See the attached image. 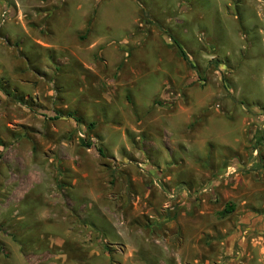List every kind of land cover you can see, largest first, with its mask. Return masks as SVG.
<instances>
[{
	"label": "rangeland",
	"instance_id": "rangeland-1",
	"mask_svg": "<svg viewBox=\"0 0 264 264\" xmlns=\"http://www.w3.org/2000/svg\"><path fill=\"white\" fill-rule=\"evenodd\" d=\"M263 173L264 0H0V264H264Z\"/></svg>",
	"mask_w": 264,
	"mask_h": 264
},
{
	"label": "crops",
	"instance_id": "crops-1",
	"mask_svg": "<svg viewBox=\"0 0 264 264\" xmlns=\"http://www.w3.org/2000/svg\"><path fill=\"white\" fill-rule=\"evenodd\" d=\"M230 169H234V168L229 167L228 171ZM229 175H233V174H230V172H227L226 176H229ZM263 176H264V173H263ZM234 177L238 178L239 176L235 175ZM241 185H240V181H239V182L235 183V186L233 188L237 189L239 186L240 187L243 186V185L242 186ZM244 197H245V195H243V194H239L238 196L234 197V199H236L238 201V206L236 207V209H234V211L231 213V215H229L225 218V222H226L225 225H222L216 219H214V220H212L213 222H211L210 224H208V226H206L207 233L211 232V233H214L216 236L218 235L221 238H223L222 243H224V245L226 247L225 248L226 256H232L235 248H237V247L244 246V250L242 251V252H244L245 248L247 246V243H251L253 246L252 248H254L255 250L256 249L259 250V252L261 254L264 253V233L259 231V233H261V234L258 233L256 235H254L252 240L250 241V239H248V238L246 239L245 232H242V230H241L243 227V224H244V219L242 218L243 220L233 221V220H235V216L240 217V214H241L240 212H242L241 210H248V208H246V205H248V203L253 204V201L250 197L247 199H244ZM256 222H260V219L259 218L253 219L251 222V225H254ZM259 226L261 227L262 224L260 223ZM251 227L252 226H248L245 228V230L249 231L251 229ZM206 230H205V232H206ZM184 232H185V234H184ZM184 232L182 233V238L180 240L181 245H179L178 250L174 251V253H173L175 258L177 256V254L180 256V259L178 261H177V259L175 260L176 264H180L179 261L186 258L185 255L189 251L187 249L190 245H188V247L184 246V245H187V243L191 244L190 243L191 239H189L188 241L184 240L186 237L185 236L186 235L185 229H184ZM183 234H184V236H183ZM188 238H189V236H188ZM249 254L250 253H248L247 256L251 258V256ZM241 264H243V262H241Z\"/></svg>",
	"mask_w": 264,
	"mask_h": 264
},
{
	"label": "trees",
	"instance_id": "trees-1",
	"mask_svg": "<svg viewBox=\"0 0 264 264\" xmlns=\"http://www.w3.org/2000/svg\"><path fill=\"white\" fill-rule=\"evenodd\" d=\"M171 40H172V43H173V46L174 48L176 49L177 51V55L179 58H181L182 60H184L186 62V64L193 70H197V67L196 65L190 60L188 54L186 53V51L184 50V48L182 47V45L180 44V42L175 39L174 37L170 36ZM212 64H215L217 65L218 64V61L217 60H212L209 65H212ZM199 79L200 81L204 82L205 79L201 76H199ZM223 81H225L224 77H223ZM225 86L227 87V89H229V86L225 83ZM84 143V142H83ZM88 147L91 146V144H86ZM101 152V150H99ZM230 212V211H228Z\"/></svg>",
	"mask_w": 264,
	"mask_h": 264
}]
</instances>
